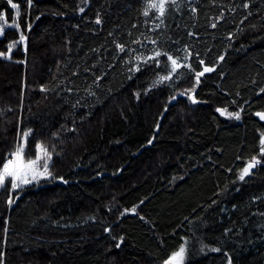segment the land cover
<instances>
[{"label": "trees", "instance_id": "obj_1", "mask_svg": "<svg viewBox=\"0 0 264 264\" xmlns=\"http://www.w3.org/2000/svg\"><path fill=\"white\" fill-rule=\"evenodd\" d=\"M14 2L19 17L0 0V25H20L0 37V163L31 130L26 154L47 147L55 181L11 206L0 190V264H163L182 244L184 264H264V0H168L163 16L148 0ZM156 50L215 71L160 81Z\"/></svg>", "mask_w": 264, "mask_h": 264}, {"label": "snow or ice", "instance_id": "obj_2", "mask_svg": "<svg viewBox=\"0 0 264 264\" xmlns=\"http://www.w3.org/2000/svg\"><path fill=\"white\" fill-rule=\"evenodd\" d=\"M32 2L33 0H26V3L28 4L29 7L32 5ZM7 3L8 5H10L12 9L16 10V16L19 17L20 3L14 2V0H7ZM167 3L168 0H148L147 7L144 9L143 14L145 16H148L149 10H155L157 13H159L160 16H163L166 11ZM172 3L175 4V0H172ZM245 7H248V5L246 4ZM80 11L83 12L84 9L81 8ZM192 11L195 12L196 9L193 8ZM4 19H5L4 14L0 13V20H4ZM96 23L100 24L101 20L97 18ZM11 26L17 29L20 28V25L18 23L13 24ZM211 27L215 28L216 24L213 23ZM3 31H4L3 27L0 26V33H3ZM189 35H192V33H189ZM228 39H231V36H229ZM19 41L20 42L26 41V37L23 34V31L20 32ZM135 42L139 43V41H135ZM152 43H155V41H152ZM116 46L117 48L120 49V51L122 52L124 51L123 45L117 44ZM11 48L12 45H9V52H11ZM4 55H5L4 53L0 52V56H4ZM162 55L166 56L167 60L171 63V72L168 75L161 76L160 81L170 80L171 73H175L179 68H187L189 71L194 72L195 83L196 85H198L200 83V78L204 76L205 73H210L215 71L214 67H209V66H204L202 70L197 71L192 67L190 63H180L178 61V58H174L172 55H169L167 52H161L160 50H156L154 52V56L149 57L148 59L154 60L156 66L158 67L160 61L156 58ZM190 55L191 53H188L184 57V60L188 61ZM137 59L139 60L140 58L137 57ZM218 59L222 61L224 57L220 56L218 57ZM199 63L200 65H204L203 60H200ZM131 70L132 69H130V71ZM134 70L140 71V68L137 66ZM129 79H131V77H129ZM187 91L188 90H186V92ZM191 91L194 92L195 88H193ZM261 92H264V89H261ZM189 99H191L193 103L197 102L195 98L192 96H190ZM233 103H235V101H233ZM216 111L221 116H225L228 119L240 120L241 112H243V108L241 107L240 111H228L227 108H217ZM255 115L258 116L261 121H264V111H258L255 113ZM30 133L31 130L24 132L21 139L17 142L15 151L9 153L8 157L2 163H0V190H2L6 184L10 185V195L7 201L9 206H11V204L13 203L11 192L22 190L25 186L34 183H39V181L41 180H52L55 178L53 177L52 172L50 170L49 162L51 161L52 156L47 147H45L42 143H37L35 145L36 155L33 157L26 154V145ZM149 143H151V141H149ZM259 156L261 158H264V133L260 134ZM260 163L261 160L258 159L257 156L255 155L252 156L250 159L246 161L245 165L240 168L238 179L244 181L245 177L252 174V169H254L256 165ZM229 171H231V169H229ZM59 179L63 181V177H60ZM63 182L66 183V181ZM131 211L135 214V208H133ZM141 219H143V217H141ZM122 239L123 238H121V242ZM117 247H119V244H117ZM201 250L203 251V249ZM210 250L213 252L220 251L219 248H212ZM185 254H186V247L184 244H182L180 245L178 251L172 252V254L166 260L163 261V264H184ZM225 255H227V253H225ZM228 264H231L230 258Z\"/></svg>", "mask_w": 264, "mask_h": 264}, {"label": "rangeland", "instance_id": "obj_3", "mask_svg": "<svg viewBox=\"0 0 264 264\" xmlns=\"http://www.w3.org/2000/svg\"><path fill=\"white\" fill-rule=\"evenodd\" d=\"M0 26H2L3 27V29H4V31L6 30V29H8V28H13L11 25H8V24H6V23H4V24H2V25H0ZM4 31H3V33H4ZM3 33H0V37L3 35ZM26 42V41H25ZM25 42H23V43H25ZM49 165H50V162H49ZM55 180L54 179H52V180H41V181H39V183H34V184H30V185H27V186H25L24 188H26V187H37V188H40V187H44V186H47V185H49V184H51L52 182H54ZM58 182V181H57ZM60 183V182H59ZM23 188V189H24Z\"/></svg>", "mask_w": 264, "mask_h": 264}, {"label": "water", "instance_id": "obj_4", "mask_svg": "<svg viewBox=\"0 0 264 264\" xmlns=\"http://www.w3.org/2000/svg\"><path fill=\"white\" fill-rule=\"evenodd\" d=\"M210 73H211V72H210ZM210 73H205L204 76H207V75H209ZM204 76H202V77H204ZM192 97H193V96H192ZM258 166H260V164H257L256 167H255L254 169H252V173L255 172V171L257 170Z\"/></svg>", "mask_w": 264, "mask_h": 264}]
</instances>
